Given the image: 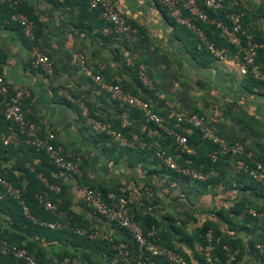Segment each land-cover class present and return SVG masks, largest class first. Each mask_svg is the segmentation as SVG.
I'll use <instances>...</instances> for the list:
<instances>
[{
	"label": "crops",
	"instance_id": "1",
	"mask_svg": "<svg viewBox=\"0 0 264 264\" xmlns=\"http://www.w3.org/2000/svg\"><path fill=\"white\" fill-rule=\"evenodd\" d=\"M24 1L34 7L43 25L42 34L37 44L32 45L22 31L9 24L1 25L0 73L8 86H22L29 90L30 96L23 102L24 116L42 131H52L58 143L79 161L84 181L55 171L51 173L52 181L44 176L62 185L70 200V211L88 220L93 229L111 233L121 240L119 232L84 209L83 187L138 192L150 183L159 206L152 214L159 222L167 226L172 223L174 228H179L184 222L180 232L189 236L207 222H217L224 228V222L215 213L226 212L229 215L235 202L245 197L253 198V193L226 191L221 185L199 193L186 180L169 179L160 172V165H151L150 157L130 159L137 163L131 167L127 155L121 154L113 145L97 140L83 122L82 114L79 117L83 104L79 102L82 99L106 123H111L120 115L107 95L97 88L98 84L72 64V57L81 54L86 68L94 76L95 73L107 74L110 80L125 83L132 82L130 69L136 66L142 83L149 90L147 98L152 110L163 122L173 120L174 112L198 110L206 116L208 124L218 135L234 138L254 133L253 129L257 131L261 136H248L246 144L264 156V97L249 94L243 89V76L234 59L240 51L236 50L230 58V52L221 49L227 56L226 62L214 60L207 67H202L189 53V49L193 48V39L186 37L183 28L171 24L173 19L158 6L156 0H112L125 22L139 30L137 40L132 43L116 36L110 26L102 31H90L72 25L73 22L88 23V20L78 18L81 0H70L66 7H57L46 0ZM263 1L237 0L248 14L251 28L263 32L264 38V21L259 16ZM0 3L13 4L11 0H0ZM35 46L52 62L53 76L32 65ZM250 119L257 123L252 121L249 128L245 122ZM145 129L143 127V132ZM187 132L191 133V130ZM145 138L154 148H159L162 142L156 130H147ZM13 150V155L0 154V174L11 173L19 179V163L33 158V164H38V159L26 153V146H14ZM140 159H143L142 163ZM8 228L5 216L0 214V229ZM237 237L242 239L243 244L247 242L242 233ZM181 238L183 235L179 234L174 237L177 249L186 254L191 264H204L201 249L197 245L193 248L185 245ZM243 262L258 264L248 253Z\"/></svg>",
	"mask_w": 264,
	"mask_h": 264
},
{
	"label": "trees",
	"instance_id": "2",
	"mask_svg": "<svg viewBox=\"0 0 264 264\" xmlns=\"http://www.w3.org/2000/svg\"><path fill=\"white\" fill-rule=\"evenodd\" d=\"M11 1L14 5H11L10 3H0V26L9 24V26L22 31V28L17 23L11 21V17L17 13L25 15L33 23L35 41L31 44L36 45L38 38L42 34L43 25L39 22L38 16L35 14L34 7L24 0ZM46 1L54 3L57 7H66L70 0H63L62 2H58V0ZM231 1L232 0H226L225 10H231L228 5V2ZM89 2L90 0L80 1V13L78 14V18L80 20H88V23L86 22L85 24H81L80 22H73L72 25L80 26L83 29L90 31L94 29L102 31L109 25L101 19L99 9L91 10L89 8ZM158 6L167 13L163 7L159 4ZM234 10L242 15L241 24L242 31L244 32V36L241 37L242 44L245 45L246 35L251 37L252 42L257 45L255 65L261 72H264L263 32L253 30L251 28L250 18L242 5L238 2L237 6L234 7ZM207 15L211 20H224L222 12L215 14L212 11H207ZM259 16L264 21V1L261 3ZM171 24L175 27L183 28L182 30H184L187 34L186 37L190 40L193 39V48H191V50L189 49V53L194 59H197V62L199 61L198 63H200L202 67H207L214 60L217 61L207 47L201 46L199 48V39L195 34L185 27L178 25L174 22V20H172ZM195 24L202 30L206 40L210 44H213L219 50L223 49L230 52V58L233 57L237 49L234 46L229 45L220 37L221 30L216 25H210L202 22H196ZM115 35L119 36L117 34ZM119 37L123 38L122 36ZM123 40L128 42L124 38ZM130 71L132 76L131 83L110 80L111 77L107 74L95 73V75L99 76L103 83L117 85L124 93L149 102L147 98L149 90L141 81L139 69L135 66V68L132 67ZM54 73L53 66V75ZM242 81V87L247 93L257 94L264 97V80L255 79L252 75H245L243 76ZM97 88H100L99 85ZM99 90L107 95L114 105V108L119 112L120 117L112 120L111 123H106L101 118L97 117L93 113L88 102L83 101L82 99L79 103L83 102V104L87 107L90 117L109 125L113 130L121 132V134L132 143V147H122L118 143L114 142L106 133L98 134L93 131L94 137L101 143L113 145L115 148L119 149L120 152H122L121 154L127 155L129 165L131 167L136 166L137 163L131 162L130 159L150 157L151 165H160V172L166 175L169 179L186 180L189 186L199 193H205L209 189L221 185L226 191H238L239 193L241 192V194L245 191H250L254 196L253 198L245 197L244 199L235 202L229 212V215L224 211H222L224 212L223 214L218 212L215 213L219 220L224 222V228L217 222H207L192 236L181 233L182 231L180 232L185 225L184 222L181 223L179 228H174L172 223H169V226H167L166 224H163V222H159L153 217L152 212L147 211L148 203L145 199H143L140 205L131 204L129 207L130 213L133 215L134 222L142 228L145 235L151 231L152 228H154L161 244L164 247L179 253L190 264V259L186 256V254L177 249L174 240L175 235H183V238H181L180 241L189 247L193 248L197 245L202 251V261L204 264H207L206 255L210 257L212 264H244L243 258L247 253L253 256L254 261L258 264H264V254H261L258 250H256L257 244L264 243V187L254 182L246 173L236 172L232 167L234 160L230 156L217 155L216 159L213 160L212 155L217 150L216 146H214L211 142L204 140L202 138V134L197 130H191V133H188L187 130H190V126L188 124H181L178 126L174 117L173 120L167 123L162 122L164 127L174 130L187 138V147L192 151L190 154L182 152L173 138L169 137L161 128L157 127L155 124H146L144 122V113L142 111L129 109L127 105L112 100L110 94L106 91L101 89ZM4 111L5 106L3 104V98L0 96V134H7L8 123L5 120ZM190 114H196L206 118V116L198 110H194L193 112H190ZM80 116L81 111L79 113V117ZM25 119L30 123L36 124L33 121H29L26 117ZM124 119L128 121V125L125 128H122L121 125ZM82 120L85 123V119L83 117ZM252 121L257 123L254 119H250L245 122V125L250 128ZM143 127H146L144 132ZM147 130H156L160 133L162 142L160 143L159 148L152 147L150 141L145 138ZM253 131L254 133L251 132L247 135H237L234 138H230L222 134L219 135L225 139L229 146H233L238 143L242 145L247 152H252L257 161L264 162V156L257 154L246 144L248 136L255 138L261 136L254 129ZM263 133L262 137L264 136ZM134 136L137 137V141H133ZM141 144H144V147H142ZM20 145L27 147L26 153H30L34 156V158L38 159V164H33V158L25 159L22 163H19L18 169L21 173L19 179H15L11 173L5 175L0 174V179L8 181L14 188L21 190L20 200L7 197L0 201V214L5 216L9 226L8 229H0V247L3 243L16 245L17 247L24 249L38 264H61L66 258L70 260L71 264H135L138 248L128 232L118 229L115 226H111L114 230L121 234V241H123L127 246V250L130 253V257L127 262H123L118 257L117 252L111 250L108 242L100 241L98 239L91 240L87 236H79L74 233L75 229H85L89 232L96 229H93L90 226L89 221L84 217L70 211V200L66 196L65 190L59 182L53 180L61 186V192L58 195H54L48 191L40 182L38 175L41 174L46 176L52 181L51 173L53 171H59L48 163L46 155L43 152H37L34 148L28 146L25 143V138L23 136L19 135L16 141H12L9 144H3L0 142V154L13 155L15 154L13 147ZM161 150L165 151L168 155L173 156L176 162L184 168H190L203 174L214 172L215 176L201 182L179 175L160 164L156 154ZM20 151L23 152L24 150ZM142 162L143 159H140V163ZM26 164L28 165L26 166ZM77 164L81 170L79 161H77ZM154 173L157 174L158 171H154ZM75 177L80 181H84V176L79 177L75 175ZM145 185L151 188L152 192H154L150 183H146ZM89 188H91L96 194L102 196H105L109 192H112L117 196H127L129 193L127 191L121 192L117 188L96 189L92 186H89ZM140 192L142 191L140 190ZM153 195L154 204H158L156 195L154 193ZM40 197L53 202H57V200L60 199L61 204L58 207V211L53 213L45 210L39 201ZM19 201H22L27 207L29 210V216H26L23 213V209ZM82 206L92 215L101 219L86 207L83 200ZM59 212H64L66 214L65 220H61L58 217ZM251 212H254V215ZM190 219L191 218H189L188 221H190ZM101 220L105 223L103 219ZM58 222L68 223V228L50 229L45 225ZM239 233H242L246 238L247 242L245 244L242 243L241 238L237 237V234ZM0 264H21V262L14 259L12 256H3L0 254ZM146 264L170 263L164 258L158 257L148 260Z\"/></svg>",
	"mask_w": 264,
	"mask_h": 264
},
{
	"label": "built area",
	"instance_id": "3",
	"mask_svg": "<svg viewBox=\"0 0 264 264\" xmlns=\"http://www.w3.org/2000/svg\"><path fill=\"white\" fill-rule=\"evenodd\" d=\"M63 0H59L62 2ZM157 3L163 7L169 16L180 26L185 27L199 39V48L201 46L207 47L210 53L221 62L227 61V56L213 44H210L202 30L196 26V22H202L210 25H216L220 30V37L229 45L234 46L240 51L234 57L236 66L240 75H252L255 79L264 80V72H261L255 65L257 45L252 42L250 36H245V45L242 44L241 37L244 36L242 31L241 18L242 15L234 10L237 6V1L232 0L228 2L230 11L225 10L226 0H156ZM14 5V3H13ZM89 8L99 9L101 19L107 23L112 32L122 36L128 42H135L139 36V30L127 24L124 18L116 11L112 0H90ZM207 11H212L215 14L222 12L224 20L209 19ZM11 21L17 23L23 31L24 37L31 43L35 41L33 23L23 14H14ZM72 64L78 67L85 76L92 78L93 81L99 85L101 90L110 94L111 99L119 103L125 104L129 109L140 110L144 113V122L146 124H155L161 128L169 137L173 138L177 146L182 152L192 153L187 147V138L174 130L163 126V120L160 116L155 114L149 102L143 101L137 97L124 93L117 85H109L103 83L99 76H94L90 70L85 66L84 57L81 54H76L72 57ZM32 65L35 68H40L48 76L53 75V64L38 47H34L32 53ZM1 68V59H0ZM0 96L3 98L5 106L4 117L8 123L7 134H0V142L9 144L16 141L19 135L25 138V143L34 148L37 152H43L46 155L48 163L57 169L60 173L72 176L81 177V170L77 164V159L67 152L57 141L56 135L50 131H42L40 127L34 123H30L25 119L22 111V104L25 99L30 96L27 88L22 86L10 87L8 86L0 73ZM81 114L85 119L86 125L98 134L106 133L112 140L122 147H132V143L124 137L121 132L113 130L109 125L104 124L89 116L87 107L81 105ZM177 125L188 124L190 130H197L202 134V138L211 142L216 146L217 150L212 155L213 160L217 155H228L233 161V169L238 173H246L254 182L264 187V162L257 161L252 152H247L240 144L229 146L225 139L221 138L215 133L211 126L206 121V118L196 114L174 112ZM128 125L126 119L122 122V128ZM133 141H137V137H133ZM144 147V144H141ZM160 164L165 168L191 178L193 180L204 182L215 176L214 172L203 174L196 172L190 168H184L179 165L173 156L168 155L165 151H158L156 154ZM40 182L44 187L58 195L61 192V186L53 183L43 175H38ZM140 190L142 192H140ZM138 192H129L127 196H117L109 192L105 196L96 194L88 186L83 187L82 200L86 207L89 208L96 216L100 217L110 226H115L129 233L132 240L137 245V257L135 264H146V262L153 258L162 257L170 264H190L179 253L164 247L160 239L157 237L156 231L152 228L146 235L142 228L138 226L130 213V205H140L145 199L148 203L147 211L155 212L159 206L154 204V195L152 189L148 186H142ZM21 190L14 188L11 183L0 179V201L7 197H12L20 200ZM41 205L45 210L53 213L58 211L61 200L57 202L39 198ZM23 213L29 216V210L22 201H19ZM254 215V212H251ZM58 217L61 220L66 219L64 212H59ZM50 229H67L68 223H49L45 224ZM74 233L79 236H87L91 240L106 241L110 244L111 250L117 252L118 257L127 262L130 253L127 250L126 244L117 240L111 233H102L98 230L87 231L85 229H75ZM209 250V249H208ZM256 250L264 254V243L257 244ZM0 254L3 256H12L14 259L21 262V264H38L31 256L27 254L24 249L16 245H8L3 243L0 247ZM207 264H212L210 257L206 255ZM61 264H71L68 258L64 259Z\"/></svg>",
	"mask_w": 264,
	"mask_h": 264
}]
</instances>
